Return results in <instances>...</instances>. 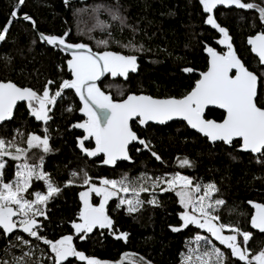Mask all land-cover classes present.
Returning a JSON list of instances; mask_svg holds the SVG:
<instances>
[{
  "label": "snow or ice",
  "instance_id": "obj_1",
  "mask_svg": "<svg viewBox=\"0 0 264 264\" xmlns=\"http://www.w3.org/2000/svg\"><path fill=\"white\" fill-rule=\"evenodd\" d=\"M25 0H15L10 7L9 15L0 24V41L6 39L11 25L17 20L29 22L39 41L51 46L59 53L66 54L58 67L66 66L70 78L61 79L58 84L48 79L42 88L18 86L12 80H0V122H7L14 117V107L17 102H23L29 116L47 125L52 119L54 105L63 99L65 90H70L78 98V108L68 105L67 112L77 111L83 118L69 124L70 129L82 130V135L75 138V147L88 158H99V163L114 166L118 161H132L130 145H137L136 152L147 151L151 157L163 163L162 157L154 150L150 138L141 136L136 130H146L152 125H166L174 119L183 121L189 129L195 130L211 144L222 142L223 145L237 144L243 150L258 156L257 162H264V69L259 75L242 63L234 51L232 37L228 30L214 18V9L219 5H235L238 9L255 10L259 22L264 27V7L254 2L242 0H198L202 8L203 24L211 26L219 33L217 44L225 50L204 45L207 54L206 70L199 71L198 78L189 89L179 96L168 95L155 97L125 91L119 84L105 85L113 91H104L99 85L101 78L110 76L114 80H128L130 73L138 71L137 56L125 54L122 51L111 50L110 43H116L129 53L143 51V45L134 43V36L126 43L114 40L111 29L119 26L131 29L135 34L138 28L127 23V17L121 14L119 5L104 3L91 7L89 16L94 23L88 28L89 39L93 40L97 49L93 50L89 43L73 42L68 39L71 28L61 33H45L36 31L35 20L20 9ZM65 7H71L70 0H63ZM83 8H74V17L79 18ZM94 29L106 33L103 38L92 35ZM35 42V41H33ZM247 44L252 53L258 57V64L264 66V31H257L247 37ZM9 60L10 58L5 57ZM183 73H195L193 67H183ZM222 110L219 117L208 118L207 110ZM48 127L43 128L44 134L33 132L26 134L27 147H21L16 142V136L11 139L0 137V238L7 240L5 252L8 249H19L20 254H10V259H0V264H75L84 261L86 264H109L84 252L74 246L73 235L85 240L87 234L94 229L106 230L110 235L125 239L126 232H120L114 226L113 219L106 211V204L115 197L116 208L127 213H136L142 205L162 206L156 193L175 194L176 203L181 210L177 211L178 224L169 225L172 232H178L187 226L203 230L207 235L196 233L193 240L198 245L206 246L199 253V264H264V249L250 255L249 243L252 233L242 230L240 226L224 223L218 212L226 202L214 194L219 189L214 182L203 183L195 177L184 175L180 171L165 172L163 175L149 176L141 173L130 178L127 173L119 178L98 177L99 182L84 169L71 170L68 179L62 184L41 167L43 155L34 163H30L27 153L30 149H39L42 153L53 151L50 147ZM20 135V131L16 130ZM85 142H88L87 145ZM14 161V174L11 179L5 177L7 161ZM35 157V154H33ZM180 168H192L193 161L183 156L176 161ZM42 182L36 185L33 182ZM79 183L83 189L79 191V206L75 218L70 221L72 234L60 235L58 238H48L42 231L43 223L39 217L48 219L46 205L56 198L62 187ZM148 193L149 198H140V193ZM99 198V203L93 202V195ZM129 194V195H124ZM254 211L251 212L250 224L252 229L264 233V203L249 200ZM19 230L14 231V230ZM228 230L229 234H225ZM26 234V235H25ZM242 237V241L239 239ZM42 242L46 249L39 244H33L32 239ZM213 241H217L222 250ZM40 251V257L35 256ZM188 255L181 253V264H190L192 252ZM231 258H236L232 260ZM142 264H151L141 258ZM118 264V262H117Z\"/></svg>",
  "mask_w": 264,
  "mask_h": 264
},
{
  "label": "trees",
  "instance_id": "obj_2",
  "mask_svg": "<svg viewBox=\"0 0 264 264\" xmlns=\"http://www.w3.org/2000/svg\"><path fill=\"white\" fill-rule=\"evenodd\" d=\"M15 0H0V24L9 15L10 7ZM254 2L264 7V0H242ZM119 5L121 14L127 17V23L138 28L135 34L131 29L119 26L111 29L114 40L126 43L134 36V43L143 45V51L129 53L116 43H110L111 50L122 51L125 54L137 56L138 71L130 73L128 80H114L110 76L102 78L99 85L104 91H113L105 85L119 84L125 91L143 92L155 97L168 95L179 96L189 89L198 78L199 71L206 69L207 55L204 45L225 50L217 44L219 33L211 26L203 24L202 8L198 0H70L71 7H65L63 0H25L20 9L21 13L29 14L36 22V31L61 33L71 28L68 37L73 42H85L97 49L93 40L89 39L88 28L92 26L89 11L96 4ZM83 8L79 18L74 17L73 9ZM214 18L225 27L232 37L234 51L238 54L249 70L259 75L264 66L258 64L246 43L247 37L257 31H264L255 10L238 9L235 5H219L214 9ZM92 35L103 38L106 33L94 29ZM35 41V42H33ZM10 58L9 60L4 59ZM66 54L59 53L51 46L39 41L29 22L17 20L12 23L6 39L0 41V80H12L18 86L42 88L44 82L53 79L57 82L70 78L66 66L58 67ZM183 67L197 69L195 73H183ZM113 95L115 92L113 91ZM72 105L78 108L79 100L70 90H65L63 99L54 105L52 119L47 125L29 116L24 103L18 104L14 117L0 124V137L11 139L16 136V142L21 147H27L26 134L33 132L43 135V128L48 127L50 147L53 151L42 153L39 149H30L27 155L34 163L43 155L42 168L47 171L58 184L68 179L71 170L84 169L98 183V177L119 178L127 173L130 178L147 173L153 178L165 172L180 171L184 175L195 177L203 183L214 182L219 192L218 198L225 200L219 209V216L224 223L240 226L242 230L252 233L249 243L250 255L264 249V233L252 229L250 224L251 212L254 211L249 200L264 203V162H257L258 156L238 149L237 144L223 145L222 142L211 144L205 137L190 130L183 121H172L166 125L149 124L146 130L137 126L141 136L150 138L154 150L162 157L163 163L151 157L147 151L136 152L137 145L130 146L132 161H118L114 166L99 163V158H88L75 147V138L82 135L80 129H70L69 124L82 119L77 111L67 112L65 108ZM220 110H207L208 118L219 117ZM20 131V135L16 134ZM86 145L88 142H85ZM35 154V157H33ZM187 156L193 161L192 168H180L176 162ZM7 161L5 177L11 179L14 174V161ZM36 184V182H34ZM39 185V184H36ZM83 190L79 183L62 187L61 193L46 205L48 219L39 217L44 225L43 232L48 238H58L60 235L72 234L70 221L75 218L79 206V191ZM93 195V202L99 203V198ZM162 206L144 204L132 214L125 213L122 208H116L113 197L106 204V211L114 221V226L120 232L128 233L125 239L110 235L106 230L94 229L87 234L85 240L73 235L74 246L77 250L109 264H142L141 258L151 261V264H181V253L188 255L189 248L193 249L192 256L201 253L206 246L198 245L193 238L197 232L207 235L195 226H187L178 232H172L169 225L178 224L177 211L181 210L176 203L175 194L156 193ZM141 199H148V193H140ZM225 234H229L225 230ZM26 235V234H25ZM32 239L33 244H39L46 249L42 242ZM242 241V238H239ZM225 250L217 241H213ZM7 240L0 238V259H10V254L19 255V249H8L5 252ZM227 254L230 256V250ZM40 251L35 252L40 257ZM236 260V258H231ZM75 264H86L76 261ZM190 264H199L191 260ZM236 264L241 262L236 261Z\"/></svg>",
  "mask_w": 264,
  "mask_h": 264
},
{
  "label": "water",
  "instance_id": "obj_3",
  "mask_svg": "<svg viewBox=\"0 0 264 264\" xmlns=\"http://www.w3.org/2000/svg\"><path fill=\"white\" fill-rule=\"evenodd\" d=\"M246 43H247V40H246ZM247 45H248V44H247ZM248 46H249V45H248ZM249 48H250V46H249ZM250 51H251V50H250ZM251 53H252V52H251ZM206 55H207V54H206ZM237 55H238V54H237ZM252 55L255 56L254 53H252ZM238 57H239V56H238ZM255 57H256V56H255ZM239 58H240V57H239ZM256 58H257V60H258V57H256ZM241 61H242V60H241ZM242 63H243V61H242ZM261 66H262V65H261ZM205 70H206V69H205ZM101 79H102V78H101ZM144 94H145V93H144ZM21 103H23V102H17V105H18V104H21ZM16 107H17V106L14 107V111H15ZM209 108H210V109H214L213 106H209ZM218 110H219V109H218ZM220 111H222V110H220ZM11 119H12V118H11ZM11 119H10V120H11ZM10 120H9V121H10ZM172 121H181V120H179V119H174V120H172ZM172 121H168V122H166V124H167V123H170V122H172ZM2 123H4V122H0V124H2ZM149 124H151V122H150ZM185 125H186V124H185ZM190 130H192V129H190ZM193 131L195 132V130H193ZM217 143H218V142H217ZM130 146H131V145H130ZM241 151H243V150H241ZM243 152H246V151H243ZM121 161H122V160H121Z\"/></svg>",
  "mask_w": 264,
  "mask_h": 264
},
{
  "label": "rangeland",
  "instance_id": "obj_4",
  "mask_svg": "<svg viewBox=\"0 0 264 264\" xmlns=\"http://www.w3.org/2000/svg\"><path fill=\"white\" fill-rule=\"evenodd\" d=\"M35 182V181H34ZM33 182V183H34ZM36 184H39V185H42V182H36ZM124 195H129V194H124ZM242 238V237H241ZM199 255V254H198ZM198 255H194V257H191V260H195V261H198V259H197V256ZM199 262V261H198Z\"/></svg>",
  "mask_w": 264,
  "mask_h": 264
},
{
  "label": "flooded vegetation",
  "instance_id": "obj_5",
  "mask_svg": "<svg viewBox=\"0 0 264 264\" xmlns=\"http://www.w3.org/2000/svg\"><path fill=\"white\" fill-rule=\"evenodd\" d=\"M14 231H17L18 232L19 230L17 229V230H14Z\"/></svg>",
  "mask_w": 264,
  "mask_h": 264
}]
</instances>
